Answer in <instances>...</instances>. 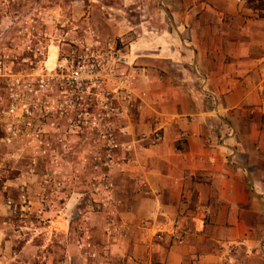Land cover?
<instances>
[{"label":"rangeland","instance_id":"1","mask_svg":"<svg viewBox=\"0 0 264 264\" xmlns=\"http://www.w3.org/2000/svg\"><path fill=\"white\" fill-rule=\"evenodd\" d=\"M121 1L0 0V191L18 174L16 186L1 193L7 216L0 264H125L127 237L152 222L133 226L123 216L130 209L116 185L135 183L138 140L145 135L133 125L144 101L154 104L161 88L169 97L178 67L165 62L158 75L155 65L135 61L132 48L148 33L142 24L149 31L169 25L165 4ZM90 37L100 43L101 63L84 95L96 94L91 110L105 118L87 112L79 124L63 103L64 112L57 110L51 81V89L40 88L36 79L56 73L64 54ZM160 138V130L151 133L152 142Z\"/></svg>","mask_w":264,"mask_h":264},{"label":"crops","instance_id":"2","mask_svg":"<svg viewBox=\"0 0 264 264\" xmlns=\"http://www.w3.org/2000/svg\"><path fill=\"white\" fill-rule=\"evenodd\" d=\"M153 1L169 25L142 24L135 61L178 68L133 125L145 135L135 183L117 180L123 216L152 220L127 237L125 264H264V0ZM17 176L0 191V240Z\"/></svg>","mask_w":264,"mask_h":264},{"label":"built area","instance_id":"3","mask_svg":"<svg viewBox=\"0 0 264 264\" xmlns=\"http://www.w3.org/2000/svg\"><path fill=\"white\" fill-rule=\"evenodd\" d=\"M90 38L91 39H88V42L79 44L77 50L71 49L64 54L55 66L56 73L49 77H45V81L43 80V77L36 79V82L38 83L37 86L40 88L44 86L45 88L49 87L51 89L52 87L48 82L51 81L55 92L53 97H56L60 105L57 110L60 114L64 112L63 107H61L63 103L70 108V111H73L69 118L70 121L73 120L79 124L81 123L83 115L87 112L91 115L90 117L95 120L105 118L103 117L105 112L91 110V105L94 106L91 102V98H97L96 94H90L88 92L87 95H84V88L89 86L92 81L96 79L98 73L97 70L101 63L98 59L100 54L99 52H96L100 43L98 42L97 37ZM103 46L102 49L105 48L107 53L112 51L109 43H105ZM23 83H25V88L28 90L31 89V82L24 81ZM32 91L36 93L38 90ZM51 102L53 101L51 100ZM47 103H49V100ZM94 107L96 108L97 106ZM199 213L202 217H205L210 214V210L208 208H201Z\"/></svg>","mask_w":264,"mask_h":264}]
</instances>
